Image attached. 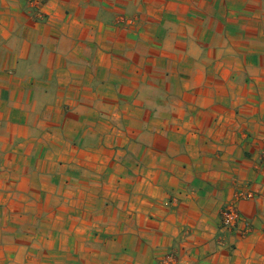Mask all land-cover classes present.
<instances>
[{
    "label": "crops",
    "instance_id": "crops-1",
    "mask_svg": "<svg viewBox=\"0 0 264 264\" xmlns=\"http://www.w3.org/2000/svg\"><path fill=\"white\" fill-rule=\"evenodd\" d=\"M168 253L264 264V0H0V264Z\"/></svg>",
    "mask_w": 264,
    "mask_h": 264
},
{
    "label": "built area",
    "instance_id": "built-area-1",
    "mask_svg": "<svg viewBox=\"0 0 264 264\" xmlns=\"http://www.w3.org/2000/svg\"><path fill=\"white\" fill-rule=\"evenodd\" d=\"M251 196H253L252 192L241 191L236 195L235 199L232 202L228 203L224 207L222 212V226L224 228L228 230H233L239 227L242 218L239 208L237 206V202L241 199L249 198ZM175 259V253H168L165 258L164 264H172Z\"/></svg>",
    "mask_w": 264,
    "mask_h": 264
}]
</instances>
